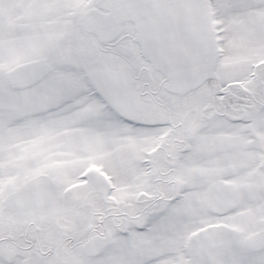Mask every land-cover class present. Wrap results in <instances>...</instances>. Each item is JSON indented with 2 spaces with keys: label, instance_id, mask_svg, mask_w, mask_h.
Here are the masks:
<instances>
[{
  "label": "snow or ice",
  "instance_id": "1",
  "mask_svg": "<svg viewBox=\"0 0 264 264\" xmlns=\"http://www.w3.org/2000/svg\"><path fill=\"white\" fill-rule=\"evenodd\" d=\"M0 264H264V0H0Z\"/></svg>",
  "mask_w": 264,
  "mask_h": 264
}]
</instances>
